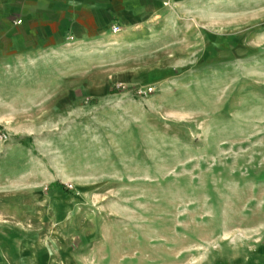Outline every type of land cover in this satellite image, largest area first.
<instances>
[{"label":"rangeland","instance_id":"374dc122","mask_svg":"<svg viewBox=\"0 0 264 264\" xmlns=\"http://www.w3.org/2000/svg\"><path fill=\"white\" fill-rule=\"evenodd\" d=\"M166 6L0 47V264H264V0Z\"/></svg>","mask_w":264,"mask_h":264},{"label":"crops","instance_id":"0c3cea01","mask_svg":"<svg viewBox=\"0 0 264 264\" xmlns=\"http://www.w3.org/2000/svg\"><path fill=\"white\" fill-rule=\"evenodd\" d=\"M172 1L183 0H0V47L23 54L88 43L94 36L102 37L112 24L137 36L150 31L152 21L164 16L166 3ZM68 36L73 39L67 40Z\"/></svg>","mask_w":264,"mask_h":264},{"label":"built area","instance_id":"2783aa9c","mask_svg":"<svg viewBox=\"0 0 264 264\" xmlns=\"http://www.w3.org/2000/svg\"><path fill=\"white\" fill-rule=\"evenodd\" d=\"M112 29H113V31H118L120 29V27L117 24H114L112 26Z\"/></svg>","mask_w":264,"mask_h":264}]
</instances>
